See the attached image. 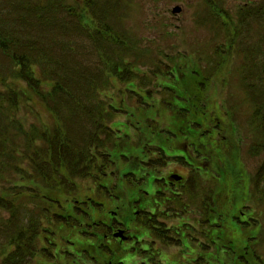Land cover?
Instances as JSON below:
<instances>
[{
  "label": "rangeland",
  "instance_id": "obj_1",
  "mask_svg": "<svg viewBox=\"0 0 264 264\" xmlns=\"http://www.w3.org/2000/svg\"><path fill=\"white\" fill-rule=\"evenodd\" d=\"M69 1L74 5L83 2ZM260 1L211 2L222 6L238 24L239 11ZM206 2L120 0L119 4H101L103 10H110L113 32L118 36L114 40L96 29L81 26L79 17L68 15L66 10L37 16L26 0H0V30L13 34V51L25 52L38 62L35 67L39 74L52 79L60 73L59 79L71 94L62 90L54 97L48 96L46 103L58 109L60 116L68 117L62 119L70 134L85 137L94 133L101 122L98 100H104L107 105L104 111L109 113L104 122L111 123L122 135L131 131L137 137V132L148 131L147 135L155 132L178 134L181 138L184 135L207 138V153L212 156V162L207 165L210 173L206 190L211 197L207 213L218 217L212 218L206 230L215 234L214 239L221 245L216 248L215 244H208L202 251L203 257L218 255L219 261L206 260L202 264H235L228 260L232 255H244L251 260L249 264H264L263 209L257 207L254 213L258 219L253 220L252 227L257 226V236L250 239L253 245L248 244V237L253 233L247 229L248 225L232 222V216L241 209L247 211L243 218L248 217L254 208L247 204H262L257 200H262L261 194L258 197L255 192L257 187L260 190L264 187V148H261L264 147V112L258 106L264 102L260 101V98L264 100V25L255 29L246 20L231 51H221V48L228 49L224 21L212 14ZM176 6L181 11L174 12ZM216 47L220 54L216 53ZM15 69L12 58L0 49V77L12 81ZM18 82L26 84L25 80ZM48 83L44 80V92L52 88ZM94 87L98 90L94 91ZM42 105H32L34 110L21 107L28 127L39 121L53 124L52 114ZM37 110L41 116L34 114ZM101 136L106 135L101 133ZM114 160L115 172L108 188L114 200L112 204H116L115 199L124 201L123 191L117 190L120 187H111L114 179L117 181L120 177L119 160ZM222 175L220 185L216 180H221ZM84 183H88L92 195L95 183ZM26 198L24 206L29 209L33 204L30 197ZM2 216L9 217L10 213L0 209ZM9 234V231L0 233V248ZM71 246L68 242L63 244L73 250ZM169 251L177 253L176 249ZM0 264H6L2 256Z\"/></svg>",
  "mask_w": 264,
  "mask_h": 264
},
{
  "label": "trees",
  "instance_id": "obj_2",
  "mask_svg": "<svg viewBox=\"0 0 264 264\" xmlns=\"http://www.w3.org/2000/svg\"><path fill=\"white\" fill-rule=\"evenodd\" d=\"M82 1L76 5L69 0H26V3L31 10L37 12V16H43L45 12L66 10L68 15L79 17L81 26L96 29L117 40L118 36L114 34L110 22L113 20L110 18V10H103L101 4H119L120 0ZM206 1L212 14L224 21L222 27L226 28L224 32L227 35L228 49L221 48V51H231L234 39L239 36L240 28L242 29L246 20L255 29L264 25V0L243 7L239 11L238 24L230 19L228 11L225 12L222 6L214 4L212 0ZM11 34L0 30V49L12 58L16 68L12 81L0 77V209H6L10 213L9 217H0V233L11 232L3 248H0V256L6 264H93L88 259L91 247L87 239L90 210L85 206L90 186L84 181L89 182L93 178L95 184L100 181L89 163L91 152L93 148L108 147L114 140L111 135L101 136V133L110 131L104 122L107 114L109 115L104 111L107 105L104 100H98L101 122L94 133L85 137L70 134L69 127L62 119L68 117L60 116L59 110L50 107L46 100L48 96L54 97L62 90L71 94L59 79L60 73L58 78L52 79L39 74L35 67L38 63L36 60L25 52L12 50ZM216 50L220 54L218 47ZM218 65L221 66V62ZM19 80H25L26 84L19 83ZM44 80L49 81L48 85L52 86L49 92H44L42 88ZM97 90L94 87V91ZM260 101L264 100L260 98ZM42 103L52 114L53 124L39 121V124L33 123L28 127L26 113L20 111L21 107L33 109L32 105ZM258 106L264 112V102ZM260 108H257L258 112ZM196 112L194 111L195 115ZM34 114L41 116L40 110ZM68 114L70 113H66ZM262 128L264 129V122ZM207 144L209 147L208 140ZM102 171L101 177L104 176L105 180L106 169ZM26 197H30L33 204L29 209L27 205L24 206ZM67 238L73 241L74 252L61 250V245ZM77 244L79 245L75 247ZM52 245L59 248L61 253L54 255L57 252L51 250ZM242 250L246 251V247ZM232 259L236 261L238 257L233 256ZM240 260L251 263L244 255L239 256ZM237 262L235 264H240Z\"/></svg>",
  "mask_w": 264,
  "mask_h": 264
},
{
  "label": "flooded vegetation",
  "instance_id": "obj_3",
  "mask_svg": "<svg viewBox=\"0 0 264 264\" xmlns=\"http://www.w3.org/2000/svg\"><path fill=\"white\" fill-rule=\"evenodd\" d=\"M107 126L110 131L105 135H111L114 140L108 147L93 148L89 158L95 169L93 172L100 180L85 204L90 210L89 261L93 264H202L206 260H219L218 255L206 259L202 253L208 244H215L216 248L221 245L214 239L216 235L206 230L214 217V214L207 213V202L211 203L206 190L210 173L207 165L212 162V156L207 153V138L190 135L181 138L178 134L171 136L155 132L147 135L148 131L137 132L134 137L131 131L122 135L111 123ZM133 158L135 160L131 161ZM114 159L119 160L117 171L120 177L117 181L113 178L114 186L111 187H120L117 190L123 191L124 200L120 203L115 199L116 204H112L114 200L108 189L115 172ZM103 169L109 170L104 173L107 176L104 181L105 177H101ZM142 170L146 171L145 174ZM222 171L226 175V170ZM91 181L95 183V178ZM217 182L223 183V175ZM250 182L251 189H254V183ZM255 193L258 197L261 194L263 201L257 198L261 206L255 202L247 204L254 208L248 212L247 218H243L247 211L242 209L232 216V222L239 226L247 224V229L253 232L248 237L249 246L253 245L250 239L257 236V226L252 227L253 220L258 219L254 215L257 207L263 209L264 215V187L261 190L257 187ZM65 242L73 247L71 239L67 238ZM58 249L55 245L51 247L57 252L54 255L61 253ZM170 249H176L177 253H171ZM61 250L74 252L63 245Z\"/></svg>",
  "mask_w": 264,
  "mask_h": 264
},
{
  "label": "water",
  "instance_id": "obj_4",
  "mask_svg": "<svg viewBox=\"0 0 264 264\" xmlns=\"http://www.w3.org/2000/svg\"><path fill=\"white\" fill-rule=\"evenodd\" d=\"M173 11H174V12H179V11H181V7L176 6V7L173 8Z\"/></svg>",
  "mask_w": 264,
  "mask_h": 264
}]
</instances>
